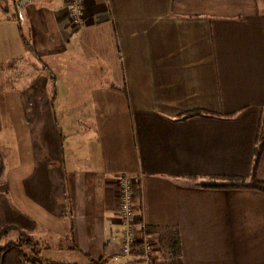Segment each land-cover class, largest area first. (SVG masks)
<instances>
[{
  "label": "crops",
  "instance_id": "1",
  "mask_svg": "<svg viewBox=\"0 0 264 264\" xmlns=\"http://www.w3.org/2000/svg\"><path fill=\"white\" fill-rule=\"evenodd\" d=\"M10 2L33 53L0 18V63L15 62L0 65L15 76L0 91L13 109L0 130V230L31 236L48 264H104L121 244L117 179L131 176L152 259L168 261L176 234L182 264H264V192L229 187L250 182L264 122V0H85L84 29L70 0ZM55 57L67 66L57 75L38 64ZM76 59L79 83L95 78L78 101ZM4 151L18 158L14 206ZM54 251L76 257L51 263Z\"/></svg>",
  "mask_w": 264,
  "mask_h": 264
},
{
  "label": "trees",
  "instance_id": "2",
  "mask_svg": "<svg viewBox=\"0 0 264 264\" xmlns=\"http://www.w3.org/2000/svg\"><path fill=\"white\" fill-rule=\"evenodd\" d=\"M19 4H14V6H18ZM9 3L8 0H0V9L4 14H8L11 11L8 9ZM12 17L15 15L11 14ZM7 21L16 22L18 25L21 44L24 49L28 52L33 53L30 44L26 41L25 36L21 32V22L20 16L19 18H8ZM200 112L194 111L190 113L184 114V117H190L193 115H198ZM62 138H60V146H62ZM264 152V122L261 127V131L257 138V144L255 148L254 161L250 176V182L247 185H230L229 187L236 189H255L261 192H264V183L258 182L256 178V171L260 162V158ZM1 159V156H0ZM203 189H222L227 188L228 186H219L214 184H202L200 186ZM146 234L150 237L152 234L149 232L148 228L144 229ZM16 234V238L14 235ZM13 235V236H12ZM10 237V239H8ZM12 237V239H11ZM160 246L162 247V238L158 239ZM0 242H3L0 245V264H48L42 262L39 256V247L37 242L28 234L20 231L13 225L6 226L0 230ZM168 255L169 259L166 263H162V260L157 261L156 259H152V264H182L181 258L179 255V240L176 234L171 238V241L168 244ZM132 255L135 257H141L143 255L142 252V244L137 242L133 246Z\"/></svg>",
  "mask_w": 264,
  "mask_h": 264
},
{
  "label": "built area",
  "instance_id": "3",
  "mask_svg": "<svg viewBox=\"0 0 264 264\" xmlns=\"http://www.w3.org/2000/svg\"><path fill=\"white\" fill-rule=\"evenodd\" d=\"M85 0H70L68 4V16L75 29L86 27V17L84 11ZM119 197V220L122 226L121 244L117 252L106 259L104 264H133L137 261L152 264L153 246L150 237L145 230L138 238L135 230L137 219L136 199L134 195L131 176H120L118 179ZM140 242L142 244L143 255L135 257L132 255L133 246Z\"/></svg>",
  "mask_w": 264,
  "mask_h": 264
},
{
  "label": "rangeland",
  "instance_id": "4",
  "mask_svg": "<svg viewBox=\"0 0 264 264\" xmlns=\"http://www.w3.org/2000/svg\"><path fill=\"white\" fill-rule=\"evenodd\" d=\"M8 9H9V11H11L8 14H4L3 11L0 9V18H3V17L4 18L5 17H8V18H14V17L19 18V16L21 15L20 7L19 6H14V3L12 4V2L9 3ZM11 14H13L15 16L12 17ZM21 27H22V29L24 31L23 33H24V36L26 38V41L31 46L32 42H31V40H29V34H28V31L26 30V24H24V26H23V22H22L21 23ZM63 59L59 58L57 60V58L55 57V58H51V61L49 62L46 58H42V59H39L38 64L43 69H45L43 67L45 65H48V67H53L54 70L51 71V73L52 74L54 73V74L57 75V73L61 72V70L65 69L67 67L66 66L65 68H63V62H64V65H66L65 60H63ZM1 62H2L3 65L4 64L6 65V68L5 67H1V68L3 70L7 69L8 72L11 69L10 66L15 65V62H8V61L6 62L5 59L1 60ZM74 63H76V67L75 68L71 67L70 71H67V73H68V75L70 74V78H68V79L73 81V87H70V91L72 92V96H76L75 98H73V100L74 101H78V100H81L80 96L84 95L83 93H79L78 92L79 88L80 87H84L85 89H90L89 86L92 83V81H95V78L87 76L86 77L87 84H80L79 82H80V80H82V77H80V74H78V72H81L78 69V60L76 59L74 61ZM2 64L0 63V65H2ZM51 73L48 72V74H47L48 78L50 79V81L53 80L52 79L53 75ZM13 81H15V76L4 77V76L0 75V91L5 89L6 88L5 86L9 87V85L11 83H13ZM88 81H90V82H88ZM8 112L9 113L13 112V109L10 108V109L7 110L5 108H1L0 107V130H1L2 124L4 122H6L7 118L9 119V115L10 114H8ZM10 120L13 122V119L10 118ZM11 138L13 139L14 136H12ZM2 160H3V164L5 166V173H4L2 182L7 186V198L10 201V206H14L12 198L14 196V191H15V189L17 187L16 178H15V175H16L15 174V166L18 164V158H17V156L15 154H13V152L4 151L3 154H2ZM8 239H10V237ZM11 239H12V237H11ZM2 243L3 242H0V245H2ZM157 254L155 255V256H157V258L162 256V252L161 251L159 252V255H157ZM75 257H76V254L70 256L69 253H67V252L66 253H61L59 251H54V252L49 253V258L48 259H50L51 263H60L62 261H69L70 259H73ZM152 258H153V255H152Z\"/></svg>",
  "mask_w": 264,
  "mask_h": 264
}]
</instances>
